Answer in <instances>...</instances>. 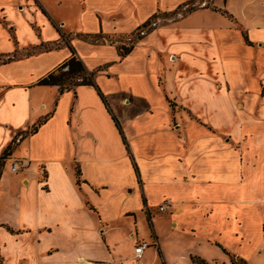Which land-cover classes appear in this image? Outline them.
Returning <instances> with one entry per match:
<instances>
[{
    "label": "crops",
    "instance_id": "0c3cea01",
    "mask_svg": "<svg viewBox=\"0 0 264 264\" xmlns=\"http://www.w3.org/2000/svg\"><path fill=\"white\" fill-rule=\"evenodd\" d=\"M165 218L263 245L264 0H0V264H168Z\"/></svg>",
    "mask_w": 264,
    "mask_h": 264
},
{
    "label": "rangeland",
    "instance_id": "374dc122",
    "mask_svg": "<svg viewBox=\"0 0 264 264\" xmlns=\"http://www.w3.org/2000/svg\"><path fill=\"white\" fill-rule=\"evenodd\" d=\"M127 37L129 36L127 35L123 36L118 40L124 42L127 39ZM113 41L114 40L110 42ZM122 47L123 46L118 45L120 53H124V51L127 49L125 48V50L122 51L121 50ZM44 48H48V47L46 46ZM31 52L33 51L29 50L27 52L14 53L11 59L17 58L24 54H30ZM172 207L173 205L171 203L170 210L173 209ZM161 214H163V216L164 215L167 216L165 212ZM219 223L222 224L223 222L219 221ZM143 227L146 234H148V231L150 232V234H153L152 233L153 228L151 222H149V218H145L143 222ZM163 228H164L163 235L164 238H166L167 240L165 248H166V262L168 264H175V263L191 264L192 254L198 255L206 259L211 264H233L231 262L230 256L224 251V249H222L220 245L218 244L214 245L208 239L197 238L198 234L196 232H190L191 235L190 236L186 232L179 231L178 229H175L171 226V223H169L168 218L164 219ZM227 230H229V228L225 229L224 232L229 233V231L227 232ZM253 234H254L253 243L251 244L244 243L242 246V250L248 254L252 252L251 256L249 258H246L249 264H264V236H263V245L259 247L258 242L261 239L260 228L256 226L255 231H253Z\"/></svg>",
    "mask_w": 264,
    "mask_h": 264
},
{
    "label": "trees",
    "instance_id": "16d2710c",
    "mask_svg": "<svg viewBox=\"0 0 264 264\" xmlns=\"http://www.w3.org/2000/svg\"><path fill=\"white\" fill-rule=\"evenodd\" d=\"M148 23H144L139 30L146 29ZM138 30V31H139ZM131 50L127 48L124 53L125 55ZM68 70H64L65 67ZM94 72L88 71L82 60L78 59L76 56H72L66 60L60 67L50 72L47 76L39 80L38 84L41 85H57L63 90L65 88H70L77 85L94 84L93 77ZM224 251L230 256L231 262L233 264H249L248 261L238 255L229 253L226 249ZM193 262L195 264H208L205 260L193 257Z\"/></svg>",
    "mask_w": 264,
    "mask_h": 264
},
{
    "label": "built area",
    "instance_id": "2783aa9c",
    "mask_svg": "<svg viewBox=\"0 0 264 264\" xmlns=\"http://www.w3.org/2000/svg\"><path fill=\"white\" fill-rule=\"evenodd\" d=\"M140 33L142 34L143 33V30L140 31ZM134 42V37L133 36H130V37H127V39L124 41V44L122 45V51L125 50V48H130L132 47V44ZM64 70H68V67L66 66L64 68ZM29 159L28 158H14L12 160V164H11V170L13 172H19V171H22L24 170L28 164H29ZM159 211H166L168 209L171 208V202L169 201H164L163 203H161L159 205ZM152 246L151 242L149 241H146V240H143L141 241L136 247H135V256L136 258H141L145 252V250Z\"/></svg>",
    "mask_w": 264,
    "mask_h": 264
}]
</instances>
